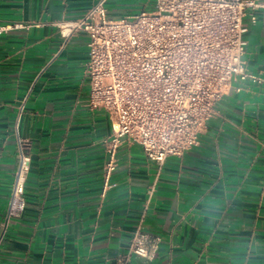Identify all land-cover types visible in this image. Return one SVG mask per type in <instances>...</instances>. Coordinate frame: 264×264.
I'll return each instance as SVG.
<instances>
[{
    "label": "crops",
    "instance_id": "0c3cea01",
    "mask_svg": "<svg viewBox=\"0 0 264 264\" xmlns=\"http://www.w3.org/2000/svg\"><path fill=\"white\" fill-rule=\"evenodd\" d=\"M97 1L0 0V27L28 26L0 35V264H264V8L244 19L246 69L258 81H233L199 145L162 166L123 140L104 192L112 126L87 106L89 39L65 42L53 26ZM154 9L155 0L107 4L114 19ZM21 141L31 166L14 217ZM153 185L143 226L160 244L149 261L129 247Z\"/></svg>",
    "mask_w": 264,
    "mask_h": 264
},
{
    "label": "built area",
    "instance_id": "2783aa9c",
    "mask_svg": "<svg viewBox=\"0 0 264 264\" xmlns=\"http://www.w3.org/2000/svg\"><path fill=\"white\" fill-rule=\"evenodd\" d=\"M109 1L98 0L78 19L53 23L65 42L80 33L89 39L87 106L104 110L112 126L105 141L104 192L111 187L123 140L138 144L162 166L199 145L233 81H258L246 69L244 19L250 9L264 8L260 0H155L152 12L114 19L108 14ZM27 27L2 26L0 35ZM24 144L12 188L9 215L14 217L26 209L31 160L22 152ZM154 193L155 185L129 247V255L149 261L160 244L143 226Z\"/></svg>",
    "mask_w": 264,
    "mask_h": 264
}]
</instances>
